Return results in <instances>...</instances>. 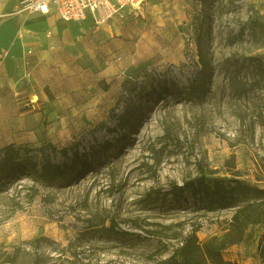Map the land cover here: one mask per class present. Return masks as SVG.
Returning a JSON list of instances; mask_svg holds the SVG:
<instances>
[{
    "label": "rangeland",
    "instance_id": "1",
    "mask_svg": "<svg viewBox=\"0 0 264 264\" xmlns=\"http://www.w3.org/2000/svg\"><path fill=\"white\" fill-rule=\"evenodd\" d=\"M260 2L146 0L100 30L20 20L12 72L0 55V159L18 150L0 264H264V189L244 192L264 187ZM46 161L72 168L46 180Z\"/></svg>",
    "mask_w": 264,
    "mask_h": 264
},
{
    "label": "built area",
    "instance_id": "2",
    "mask_svg": "<svg viewBox=\"0 0 264 264\" xmlns=\"http://www.w3.org/2000/svg\"><path fill=\"white\" fill-rule=\"evenodd\" d=\"M146 0H21L17 12L56 14L64 21L88 25L91 29L113 28L129 9H138ZM32 54V49L26 51Z\"/></svg>",
    "mask_w": 264,
    "mask_h": 264
},
{
    "label": "crops",
    "instance_id": "3",
    "mask_svg": "<svg viewBox=\"0 0 264 264\" xmlns=\"http://www.w3.org/2000/svg\"><path fill=\"white\" fill-rule=\"evenodd\" d=\"M260 1L259 10L260 14L264 17V0ZM20 3L21 0H0V55L2 53L5 54L3 69L7 70V72H12L15 58L20 51V40H15L20 20L23 21L27 28L33 31H41L48 25L54 24L57 20L56 18L62 20L56 14L37 15L18 13L17 9L20 7ZM49 18L52 20L50 24L48 22ZM73 23L75 24H71V31H74L77 28V25L88 27V25H82L76 22ZM246 184H248L249 187H246L244 192H247L248 189L250 191H259L264 189L262 185L254 187L250 183ZM237 248H240V251H249V249L242 244L237 245Z\"/></svg>",
    "mask_w": 264,
    "mask_h": 264
},
{
    "label": "trees",
    "instance_id": "4",
    "mask_svg": "<svg viewBox=\"0 0 264 264\" xmlns=\"http://www.w3.org/2000/svg\"><path fill=\"white\" fill-rule=\"evenodd\" d=\"M263 127H264V119L262 121ZM125 126V125H124ZM5 156L0 159V174L4 172L5 168L7 167V164H9V160H11V166L16 167L18 166V163H14L15 161H12V155L11 153L17 152V149H14L12 146H8L5 148ZM72 168V165H59L56 163H53L52 161H46L41 166V169H39L38 164H33L31 169L33 171H37L40 176L46 180L56 179L59 177H63L66 175V173L70 172ZM246 188V187H245Z\"/></svg>",
    "mask_w": 264,
    "mask_h": 264
},
{
    "label": "bare ground",
    "instance_id": "5",
    "mask_svg": "<svg viewBox=\"0 0 264 264\" xmlns=\"http://www.w3.org/2000/svg\"><path fill=\"white\" fill-rule=\"evenodd\" d=\"M73 30V29H72Z\"/></svg>",
    "mask_w": 264,
    "mask_h": 264
}]
</instances>
